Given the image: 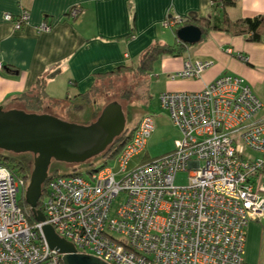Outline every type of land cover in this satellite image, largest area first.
I'll return each mask as SVG.
<instances>
[{
	"label": "built area",
	"instance_id": "built-area-1",
	"mask_svg": "<svg viewBox=\"0 0 264 264\" xmlns=\"http://www.w3.org/2000/svg\"><path fill=\"white\" fill-rule=\"evenodd\" d=\"M80 13L73 6L67 15ZM2 19L18 31L29 24V12L20 7ZM209 65L185 60L170 78H198ZM158 102L180 134L173 149L127 171L154 130L152 115L144 114L111 159L120 179L108 162L87 179L51 175L39 198L41 222H29V207L17 200L18 193L24 199L28 179L0 163V264H63L62 254L47 246L46 224L75 254L106 264H246V227L264 214V188L257 182L264 172L260 100L242 78L222 74L199 91L161 92ZM178 172L188 173L185 185L173 184Z\"/></svg>",
	"mask_w": 264,
	"mask_h": 264
},
{
	"label": "crops",
	"instance_id": "crops-1",
	"mask_svg": "<svg viewBox=\"0 0 264 264\" xmlns=\"http://www.w3.org/2000/svg\"><path fill=\"white\" fill-rule=\"evenodd\" d=\"M231 1L232 5L225 6L224 0H0V105L12 103L42 84L47 99L71 110L80 109L84 104L81 95L89 93L87 103L94 114L98 106L94 95L103 83L114 79L98 75L119 66H134L154 42L176 43L174 29L187 24L163 28L165 19L188 17L190 25H196L193 20L203 17L218 29L209 27L201 40L184 45L180 54L162 55L152 70L139 78L147 80L145 107L137 118L151 114L154 129L159 125L157 118H166L174 131V145L180 134L168 113L160 108L159 93L199 91L216 77L228 74L242 78L249 86L262 104L259 117L264 119V0ZM73 6L81 9L75 18L67 15ZM20 7L28 10L29 24L15 31L2 16L6 12L15 16ZM257 16L263 18L258 41H250L243 26L242 33H235L231 25L228 30L222 29L224 18L233 23ZM42 22L50 29L35 32L33 26ZM198 59L210 63L198 78H170L181 70L185 60ZM152 93L154 101L150 100ZM125 115L127 120L131 118ZM249 152L251 157L257 156ZM257 182L264 188V172ZM261 220L251 221L246 227L242 256L246 264H264Z\"/></svg>",
	"mask_w": 264,
	"mask_h": 264
},
{
	"label": "water",
	"instance_id": "water-1",
	"mask_svg": "<svg viewBox=\"0 0 264 264\" xmlns=\"http://www.w3.org/2000/svg\"><path fill=\"white\" fill-rule=\"evenodd\" d=\"M177 41L194 44L200 40L197 26L185 25L175 30ZM126 115L117 101L106 103L88 123L75 124L46 113L4 109L0 105V151L32 157V168L24 193L25 204L33 219L44 220L36 208L42 194V185L52 161L84 163L99 156L125 129ZM49 249L62 254L63 264H106L99 259L75 254L73 246L59 238L48 225L41 226Z\"/></svg>",
	"mask_w": 264,
	"mask_h": 264
},
{
	"label": "rangeland",
	"instance_id": "rangeland-1",
	"mask_svg": "<svg viewBox=\"0 0 264 264\" xmlns=\"http://www.w3.org/2000/svg\"><path fill=\"white\" fill-rule=\"evenodd\" d=\"M139 78L140 76H134L130 73H125L121 76L115 77L112 80H109L106 83H103L100 86V90L94 95V99H96L98 102V106L96 108L97 110L94 112V114L90 113L91 105L88 103H84L78 110H71L68 106L61 102L58 103L47 99L43 101L44 109H35L33 106H26L19 101H13L12 103L5 104L2 107L4 109H18L25 112L46 113L70 123L85 124L91 121L93 119V115H95L97 111H99L106 103L110 101H117L121 105L123 112L128 113L131 117L128 118L125 123V128L130 129L137 123L139 120L137 117L145 107L143 103L145 102L144 99L146 98L145 80H147V77L141 79ZM151 80V83H154V79ZM152 92H154V90H152ZM152 95L153 96H151L150 100L154 101L155 94L152 93ZM157 120H159V125L156 124L154 131L147 139L143 153L131 159L127 166V171H130L143 160L158 157L173 149L174 131L171 128L169 121H167L166 118H157ZM245 153L250 154L248 150L245 151ZM101 160V157L96 156L84 163L78 164H65L52 161L48 169V176L53 175V173L60 175L75 171L83 178L87 179L88 175L86 170L90 167L98 165ZM108 165L111 166L112 171L115 173V179H120L121 175L118 174V168L116 164L110 160L108 161ZM187 175V172L176 173L173 178V184L176 186L185 185L187 182ZM21 197V193H18L17 200L19 201V204L21 206H25V201ZM42 199V196H40V201ZM119 200L120 197H117L114 200V207L117 205ZM261 222L264 228V214Z\"/></svg>",
	"mask_w": 264,
	"mask_h": 264
},
{
	"label": "trees",
	"instance_id": "trees-1",
	"mask_svg": "<svg viewBox=\"0 0 264 264\" xmlns=\"http://www.w3.org/2000/svg\"><path fill=\"white\" fill-rule=\"evenodd\" d=\"M223 3L225 6L233 4L231 0H224ZM184 18L186 20L181 24L190 25V21H191L190 18L188 17H184ZM193 21L196 22V25L194 26H197L201 31L200 40L205 36L209 27L215 28V29L217 28L215 26L209 25V20L207 18L201 17V18L194 19ZM262 22H263L262 16H257L254 18H246L243 20H238L233 23H230L227 18H224L222 20V26H224V28L222 29L228 30L229 26L231 25L233 28H235L234 29L235 33H242L244 30H242L241 27L243 26L245 27V32H247L249 35L248 39L250 41H258L259 40L258 28ZM175 30L176 29H174V33H175ZM184 45L186 44H183L179 41L173 44L154 42L141 53L137 63L134 66H119V67L114 68L112 71L108 73L98 75V77L100 78L114 77L115 78L125 73H130L134 76H140V77L145 76L152 70L154 63L158 60L159 57H161L162 55H166V54H169V55L180 54L183 50ZM36 87H37L36 90H31L27 93L22 94L16 97L14 101H19L26 106H33V108L35 109H44L43 101L46 100L47 98L43 92V86L42 84H38ZM81 98H83V103H87L89 101V93L82 94ZM81 105H79L78 107H81ZM130 133H131V129L125 128L119 136L114 138L112 143L104 150L102 154L99 155V157H101L102 159L101 162L98 165L87 169L86 173H90L96 170V168H100L104 164H106L108 161H110L117 154V152L121 149L124 143L127 141ZM146 160H143V162ZM0 163L7 166L15 174H20L25 179H28V175L31 170L30 168L32 167V158L30 155L25 156V154H13V153L0 151ZM71 173L78 174L75 171H72ZM53 175H57V174L53 173ZM60 175H66V174H60ZM49 177L50 176L47 175L45 181L43 182L42 192H44V186ZM36 208L37 209L40 208L39 200L37 201ZM28 220L29 222H33L32 215H29Z\"/></svg>",
	"mask_w": 264,
	"mask_h": 264
},
{
	"label": "flooded vegetation",
	"instance_id": "flooded-vegetation-1",
	"mask_svg": "<svg viewBox=\"0 0 264 264\" xmlns=\"http://www.w3.org/2000/svg\"><path fill=\"white\" fill-rule=\"evenodd\" d=\"M22 154H25V156H26V155H27V156L30 155V154H28V153H22ZM30 156H31V155H30ZM31 158H32V157H31Z\"/></svg>",
	"mask_w": 264,
	"mask_h": 264
}]
</instances>
